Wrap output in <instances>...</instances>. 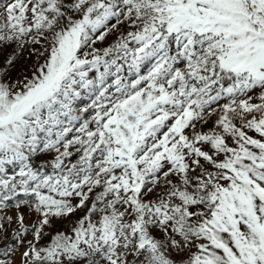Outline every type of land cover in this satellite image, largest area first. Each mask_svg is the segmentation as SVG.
Listing matches in <instances>:
<instances>
[{
  "label": "snow or ice",
  "instance_id": "snow-or-ice-1",
  "mask_svg": "<svg viewBox=\"0 0 264 264\" xmlns=\"http://www.w3.org/2000/svg\"><path fill=\"white\" fill-rule=\"evenodd\" d=\"M0 264H264V0H0Z\"/></svg>",
  "mask_w": 264,
  "mask_h": 264
}]
</instances>
